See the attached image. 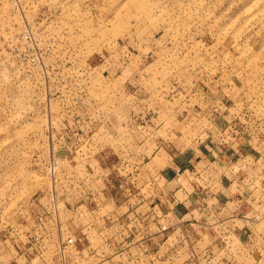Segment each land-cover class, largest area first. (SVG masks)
<instances>
[{"label":"rangeland","instance_id":"rangeland-1","mask_svg":"<svg viewBox=\"0 0 264 264\" xmlns=\"http://www.w3.org/2000/svg\"><path fill=\"white\" fill-rule=\"evenodd\" d=\"M219 121L257 146L240 168L264 215V0H0V243L40 201L108 213L135 154L213 147ZM258 230L217 229L222 255L264 264Z\"/></svg>","mask_w":264,"mask_h":264},{"label":"crops","instance_id":"crops-1","mask_svg":"<svg viewBox=\"0 0 264 264\" xmlns=\"http://www.w3.org/2000/svg\"><path fill=\"white\" fill-rule=\"evenodd\" d=\"M221 122L213 147L196 142L199 153L188 147L167 158L135 154L136 162L124 164L128 175L134 172L121 179H134L136 190L104 215L90 211L86 223L72 202L53 211L40 201L35 215L47 221L22 234L6 232L0 264H234L222 255L228 242L215 231L249 246L243 239L259 233L264 215L256 214L257 194L240 168L257 146L241 142ZM69 238L74 242L62 252Z\"/></svg>","mask_w":264,"mask_h":264},{"label":"built area","instance_id":"built-area-1","mask_svg":"<svg viewBox=\"0 0 264 264\" xmlns=\"http://www.w3.org/2000/svg\"><path fill=\"white\" fill-rule=\"evenodd\" d=\"M216 111V110H215ZM38 237L35 238V241H38ZM74 242V239L73 238H69L63 245H62V248H61V251L62 252H65L66 249L68 248V246H70L71 244H73ZM62 264H66L65 262H63Z\"/></svg>","mask_w":264,"mask_h":264}]
</instances>
